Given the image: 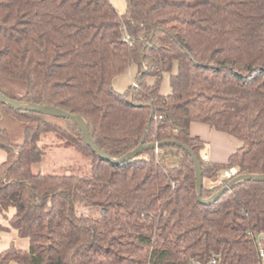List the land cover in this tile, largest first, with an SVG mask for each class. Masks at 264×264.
I'll list each match as a JSON object with an SVG mask.
<instances>
[{
    "label": "trees",
    "instance_id": "obj_1",
    "mask_svg": "<svg viewBox=\"0 0 264 264\" xmlns=\"http://www.w3.org/2000/svg\"><path fill=\"white\" fill-rule=\"evenodd\" d=\"M127 3L119 15L111 0H0V79L26 90L12 95L0 83V93L80 116L113 159L142 144H184L201 163L205 200L232 180L209 190L205 179L217 184L232 168L236 177L264 175V0ZM132 67L137 87L117 91L116 79ZM193 123L241 147L225 165L207 161ZM11 124L23 127L21 143ZM46 133L90 158V174L34 173ZM0 148L7 154L0 213L30 241L28 251L12 244L0 252V264L263 263L264 181L240 182L204 204L183 148L147 149L113 164L92 150L75 121L1 102ZM88 207L99 216L79 212Z\"/></svg>",
    "mask_w": 264,
    "mask_h": 264
},
{
    "label": "rangeland",
    "instance_id": "obj_2",
    "mask_svg": "<svg viewBox=\"0 0 264 264\" xmlns=\"http://www.w3.org/2000/svg\"><path fill=\"white\" fill-rule=\"evenodd\" d=\"M111 2L119 15H124L127 12V0H111ZM0 83L5 86L8 92L12 95L20 96L26 91L24 84L19 81L0 79ZM167 83L168 80L166 77H164L162 82V90L165 91ZM129 84V78L122 76L119 78V80H117V84L115 86L119 91L125 90ZM9 128L13 133L14 142L21 143L23 141V127H20L18 124H11L9 125ZM40 146L46 152V155L42 162L33 166L34 173L43 175L75 176H86L90 174L91 159L80 153L77 148L66 141V139L63 140L53 133H46L41 138ZM204 184L207 189L214 190L218 183L216 184L211 182V180L205 179ZM79 212L85 213L89 216H99L100 214V210L90 207L82 208L79 210ZM11 264L18 263L12 262Z\"/></svg>",
    "mask_w": 264,
    "mask_h": 264
},
{
    "label": "water",
    "instance_id": "obj_3",
    "mask_svg": "<svg viewBox=\"0 0 264 264\" xmlns=\"http://www.w3.org/2000/svg\"><path fill=\"white\" fill-rule=\"evenodd\" d=\"M0 102L3 104H6L8 106H10L11 108L15 109V110H23V111H30V112H36V113H40V114H44V115H48V116H52V117H57V118H63V119H70L75 121V123L77 124V126L79 127L82 136L84 138V140L86 141V143L92 148V150L102 159L106 160V161H110L113 164H121L123 162H126L138 155H140L141 153H143L145 150L147 149H155L158 150L163 146L166 145H173V146H178L183 148L184 150H186L192 157L196 168H197V191H198V198L200 200V202L204 203V204H212L217 202L220 197L225 194L227 191H229L234 185L240 183V182H245V181H264V175H260V176H247V175H240L234 179H232L226 186H224L222 189H220L215 195H213L210 199H203L202 198V192H203V172H202V166L201 163L199 161V158L196 156L195 153H193L187 146H185L182 143L179 142H174V141H169V142H156V143H152L149 145H145L142 144L140 145L138 148L134 149L132 152H130L129 154H127L125 157L121 158V159H113L111 157H109L107 154H105L95 143V141L93 140L89 128L87 127L85 121L83 120V118H81L80 116L68 113L60 108H56V107H51V106H40V105H33V104H24V103H19L16 102L8 97H6L5 95H3L2 93H0Z\"/></svg>",
    "mask_w": 264,
    "mask_h": 264
},
{
    "label": "crops",
    "instance_id": "obj_4",
    "mask_svg": "<svg viewBox=\"0 0 264 264\" xmlns=\"http://www.w3.org/2000/svg\"><path fill=\"white\" fill-rule=\"evenodd\" d=\"M125 78H129L130 84L125 90H119V92H125L138 77V70L132 67L125 75ZM169 83V78L166 77ZM117 80L114 83L116 89ZM161 93L166 95L170 93V85H168ZM117 90V89H116ZM118 91V90H117ZM191 136L200 137L207 144V151L205 158L207 161L225 165L228 163L232 154H234L240 147L241 143L234 137L227 135L222 132L212 130L209 126L199 123H193L191 125ZM7 154L0 148V166L6 161ZM13 211L10 212L12 216ZM0 225L5 227L7 230L0 232V252L7 250L12 244L22 251H28L30 248V241L27 238L19 237L16 230L10 227L9 222L0 213Z\"/></svg>",
    "mask_w": 264,
    "mask_h": 264
},
{
    "label": "built area",
    "instance_id": "obj_5",
    "mask_svg": "<svg viewBox=\"0 0 264 264\" xmlns=\"http://www.w3.org/2000/svg\"><path fill=\"white\" fill-rule=\"evenodd\" d=\"M137 82H133V88L135 89L137 87ZM237 169L236 168H232V169H229L227 171L224 172V174L221 176L220 180H219V183L215 186V189L220 186L221 184H223L226 180H231L233 178H235L237 176ZM261 256L263 258V263L264 264V253L263 251L261 250ZM192 264H220V261L218 258L216 257H213L208 263H200V262H197V261H193Z\"/></svg>",
    "mask_w": 264,
    "mask_h": 264
}]
</instances>
